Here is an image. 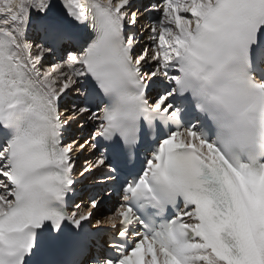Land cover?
<instances>
[{"label": "snow or ice", "instance_id": "snow-or-ice-1", "mask_svg": "<svg viewBox=\"0 0 264 264\" xmlns=\"http://www.w3.org/2000/svg\"><path fill=\"white\" fill-rule=\"evenodd\" d=\"M0 264H264V0H0Z\"/></svg>", "mask_w": 264, "mask_h": 264}, {"label": "bare ground", "instance_id": "bare-ground-1", "mask_svg": "<svg viewBox=\"0 0 264 264\" xmlns=\"http://www.w3.org/2000/svg\"><path fill=\"white\" fill-rule=\"evenodd\" d=\"M79 134V133H78Z\"/></svg>", "mask_w": 264, "mask_h": 264}]
</instances>
